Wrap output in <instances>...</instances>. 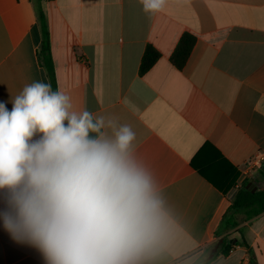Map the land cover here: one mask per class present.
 <instances>
[{
	"label": "crops",
	"instance_id": "0c3cea01",
	"mask_svg": "<svg viewBox=\"0 0 264 264\" xmlns=\"http://www.w3.org/2000/svg\"><path fill=\"white\" fill-rule=\"evenodd\" d=\"M42 7L55 91L75 110L131 125L136 154L156 176L168 228L146 264H193L226 237L238 244L209 264H264V213L226 215L244 185L264 190V164L250 168L264 157V0H168L157 13L140 0ZM184 33L195 43L178 70L169 57ZM41 40L35 0H0V101L50 84ZM147 45L160 58L140 75ZM0 264L43 260L0 223Z\"/></svg>",
	"mask_w": 264,
	"mask_h": 264
},
{
	"label": "clouds",
	"instance_id": "9594fccd",
	"mask_svg": "<svg viewBox=\"0 0 264 264\" xmlns=\"http://www.w3.org/2000/svg\"><path fill=\"white\" fill-rule=\"evenodd\" d=\"M140 3L157 13L168 0ZM135 141L131 125L75 110L49 83L34 81L0 101L3 229L43 264H146L168 222Z\"/></svg>",
	"mask_w": 264,
	"mask_h": 264
},
{
	"label": "trees",
	"instance_id": "16d2710c",
	"mask_svg": "<svg viewBox=\"0 0 264 264\" xmlns=\"http://www.w3.org/2000/svg\"><path fill=\"white\" fill-rule=\"evenodd\" d=\"M35 9L42 36L40 50L38 52L39 61L45 68L52 89L55 91V78L50 53L49 31L46 15L42 7V0H35ZM194 43L195 37L189 33H184L180 37L174 51L169 57L170 63L175 68L178 70L183 68L194 46ZM159 58L160 53L151 45H147L141 57L139 74L143 75L146 73ZM251 189V187L247 189L246 185H244L236 193L234 199L231 201V204L227 209L226 215H241L245 220H250L264 213V190L257 189L252 193ZM238 224L239 223L236 222L235 226ZM237 244V241L234 242V240L227 239V237L223 238V242L219 245L216 253L211 254V248H209L205 250L193 264H209L219 255H228V253L232 250V247L236 246ZM251 264L254 263L252 262Z\"/></svg>",
	"mask_w": 264,
	"mask_h": 264
},
{
	"label": "built area",
	"instance_id": "2783aa9c",
	"mask_svg": "<svg viewBox=\"0 0 264 264\" xmlns=\"http://www.w3.org/2000/svg\"><path fill=\"white\" fill-rule=\"evenodd\" d=\"M262 164H264V157H255L254 159H252L250 168L252 169H256V168H261Z\"/></svg>",
	"mask_w": 264,
	"mask_h": 264
},
{
	"label": "water",
	"instance_id": "95a60500",
	"mask_svg": "<svg viewBox=\"0 0 264 264\" xmlns=\"http://www.w3.org/2000/svg\"><path fill=\"white\" fill-rule=\"evenodd\" d=\"M250 187L252 188V189H251V192H252V193L256 191V188H255L254 186H252L250 183H248V184L246 185V188L248 189V188H250ZM222 242H223L222 239H220V240L218 241V243L212 248V250H211V254H214V253L217 252V250H218V248H219V245H220Z\"/></svg>",
	"mask_w": 264,
	"mask_h": 264
},
{
	"label": "rangeland",
	"instance_id": "374dc122",
	"mask_svg": "<svg viewBox=\"0 0 264 264\" xmlns=\"http://www.w3.org/2000/svg\"><path fill=\"white\" fill-rule=\"evenodd\" d=\"M242 219H243V217L241 218L240 223L243 221Z\"/></svg>",
	"mask_w": 264,
	"mask_h": 264
}]
</instances>
